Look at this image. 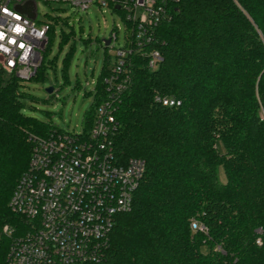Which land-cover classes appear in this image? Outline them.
<instances>
[{"label": "trees", "instance_id": "16d2710c", "mask_svg": "<svg viewBox=\"0 0 264 264\" xmlns=\"http://www.w3.org/2000/svg\"><path fill=\"white\" fill-rule=\"evenodd\" d=\"M57 21L31 81H44L54 65L44 59ZM153 47L162 57L158 68L149 71L137 60L113 106L112 151L122 162L143 159L145 173L131 210L115 219L105 263L264 264V0H179ZM110 64L105 56L85 132L105 98ZM22 88L0 71V264H8L12 242L3 227L14 236L27 227L9 199L28 165L29 138L57 129L23 114L24 101L34 98ZM159 95L179 105L163 106Z\"/></svg>", "mask_w": 264, "mask_h": 264}, {"label": "built area", "instance_id": "2783aa9c", "mask_svg": "<svg viewBox=\"0 0 264 264\" xmlns=\"http://www.w3.org/2000/svg\"><path fill=\"white\" fill-rule=\"evenodd\" d=\"M40 3L65 5L80 12L94 6L109 9L124 24V46L116 50L102 79L105 98L94 112L89 131L71 134L53 129L44 137L30 136L28 165L9 199L10 210L23 218L27 227L17 236L14 229L3 227V234L12 240L7 261L106 264L105 249L115 219L131 210L145 173L143 159L130 157L122 162L112 151L113 106L128 89L137 60L149 71L162 62L153 43L159 26L170 20L179 0H0V71L20 84L35 76L50 27L54 19L61 22L57 15L44 14L42 19L37 10ZM17 27L23 31H16ZM107 39L106 48H113L116 33L111 32ZM155 101L168 107L179 105L166 96H156ZM191 227L206 232L202 225L192 223ZM255 243L260 246L261 239Z\"/></svg>", "mask_w": 264, "mask_h": 264}, {"label": "rangeland", "instance_id": "374dc122", "mask_svg": "<svg viewBox=\"0 0 264 264\" xmlns=\"http://www.w3.org/2000/svg\"><path fill=\"white\" fill-rule=\"evenodd\" d=\"M37 10L42 19L44 14L57 15L61 22L55 27L53 42L45 55L46 66L48 61L55 59L54 65L46 68V79L22 83L23 91L34 98L32 102L24 101L23 114L48 122L59 130L79 134L84 130L85 116L93 102L90 94L98 82L105 56H110L113 62L116 50L124 46V24L109 9L96 6L80 12L65 5L40 3ZM111 32L116 33L117 39L111 43L113 48L105 50L102 40L109 38ZM63 33L69 35L65 43L61 42ZM49 87L54 88L52 97L45 91ZM216 147L224 153L220 142ZM218 180L226 181L221 168Z\"/></svg>", "mask_w": 264, "mask_h": 264}, {"label": "water", "instance_id": "95a60500", "mask_svg": "<svg viewBox=\"0 0 264 264\" xmlns=\"http://www.w3.org/2000/svg\"><path fill=\"white\" fill-rule=\"evenodd\" d=\"M29 16H30V18H34V16L33 15H31V14H29ZM109 43H110V40L109 39H103L102 40V44H103V47H107L108 45H109ZM46 93L48 94V95H51L53 92H54V88L53 87H49V88H47L46 90Z\"/></svg>", "mask_w": 264, "mask_h": 264}, {"label": "clouds", "instance_id": "9594fccd", "mask_svg": "<svg viewBox=\"0 0 264 264\" xmlns=\"http://www.w3.org/2000/svg\"><path fill=\"white\" fill-rule=\"evenodd\" d=\"M17 19H19L18 17H17ZM16 31H23V29L22 28H19V27H17L16 28ZM0 39H3V33L2 32H0Z\"/></svg>", "mask_w": 264, "mask_h": 264}, {"label": "snow or ice", "instance_id": "6c2138e0", "mask_svg": "<svg viewBox=\"0 0 264 264\" xmlns=\"http://www.w3.org/2000/svg\"><path fill=\"white\" fill-rule=\"evenodd\" d=\"M19 18V17H18ZM21 46H23V45H21Z\"/></svg>", "mask_w": 264, "mask_h": 264}]
</instances>
